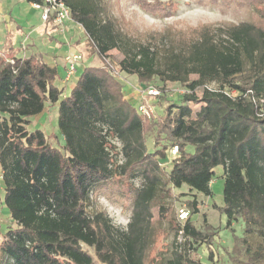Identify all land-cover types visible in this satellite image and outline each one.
<instances>
[{
  "label": "trees",
  "instance_id": "1",
  "mask_svg": "<svg viewBox=\"0 0 264 264\" xmlns=\"http://www.w3.org/2000/svg\"><path fill=\"white\" fill-rule=\"evenodd\" d=\"M134 1L162 14L170 10L155 4L159 0ZM206 1L255 11L246 20L215 28L201 25L188 40L153 48L122 33L99 0H64L72 20L89 37L91 53L103 58L119 49L120 69L136 75L139 83L147 86L157 78L188 90L179 103L165 105L155 122L124 97L122 83L105 66H84L69 94L62 96L63 89L55 85L56 67L40 54L12 55V63L0 57V195L14 222L7 231L0 230V261L146 264L153 209L158 206L159 219L167 217L169 184L211 196L214 170L221 166L223 205L218 208L227 227L234 221L243 225L242 235L232 233L228 260L264 264V0ZM211 83L217 86L205 87ZM253 96L263 102L255 103ZM46 102L58 103L60 148L42 130L27 128ZM189 102L204 107L194 114ZM150 131L155 144L162 145L149 153ZM173 145L178 154L164 172L159 159H166V149L169 155ZM137 177L139 185L133 181ZM99 195L131 211L126 229L114 225L104 209L91 208ZM190 206L197 212L195 199ZM174 229L203 240L190 216ZM169 264L205 263L180 249Z\"/></svg>",
  "mask_w": 264,
  "mask_h": 264
},
{
  "label": "rangeland",
  "instance_id": "2",
  "mask_svg": "<svg viewBox=\"0 0 264 264\" xmlns=\"http://www.w3.org/2000/svg\"><path fill=\"white\" fill-rule=\"evenodd\" d=\"M12 1L16 4V10L12 11L14 18L11 20L10 26L5 25L6 27L3 28L5 30L0 32V57L10 59L13 54L16 57H27L38 53V51L35 52L37 49L46 48L45 50H48L47 47L54 44L53 39L55 38L54 36H49L50 42H52L49 45L45 36L48 34V31H39L43 23L40 18V12L37 10L31 12L26 10V13L22 12L20 6L22 0ZM99 1L102 3L105 12L116 21L122 33H125L132 41L144 44L150 42L153 48L154 46L159 48L167 47L170 40H174L176 43H178L179 39L188 40L194 35L192 31H195L201 25H208L211 28H215L217 26H224L246 20L249 14L255 11L253 7H242L241 5L239 6L238 4L228 2L214 4L206 0L154 1L155 4L161 3L165 8L170 7V10L167 12L164 11L165 14H162L161 12H157V10L144 8L134 0ZM230 5H235V7ZM7 13L11 14L10 11ZM8 27L12 29L13 33L10 34ZM33 28L36 30L31 32ZM76 28L80 30L82 38H84L82 45L78 47L83 57L81 68L78 70L77 76L65 82L62 81L63 77H65L64 70L59 68L55 79V85L63 89L65 96L69 94L71 85L76 81V78L81 73L80 70L84 66H107L105 60L99 54L91 53L89 43H87L88 39L82 26L79 25ZM5 33L12 37L13 50L9 49L8 42L3 40ZM73 33H77V30L73 29L70 25L65 33H61L57 37L60 43L64 42L69 47H72L74 43L69 37ZM53 51L52 48L49 49V52ZM122 56L123 54L119 49H112L107 53L106 59L114 66L112 72L118 70V75L114 73L113 75L122 83L123 94L126 95L124 97L135 107H137L140 101H145L144 103L152 106L153 114L148 117L143 116L147 121L155 122L158 116L163 115V109L168 103H179L182 94L176 92L177 88L185 89V87L178 82H163L157 78L150 81L149 84L157 87L163 85V88L158 87L161 91L160 94L156 97L143 98L141 91L145 84L139 83L136 75L126 73L118 66ZM195 77V75H191V78ZM210 85V87L217 86L216 83H211ZM197 93L200 95L201 90L198 89ZM161 94L164 98L160 97ZM189 105L192 107L194 114L204 107V103L202 102H189ZM194 114L193 117H195ZM57 119L58 103L51 104L46 102L44 110L39 115L30 117L27 128L29 130H42L48 137L49 142L53 146L60 148L64 141L57 126ZM112 141L118 149L121 148V144L117 139H113ZM161 145V143L155 144L154 131L146 133L147 152H153ZM186 149L188 152L193 151L192 146H187ZM166 153V159H159V162L163 165L162 169L164 172H168L170 169V159L172 157L170 154L168 155V148L166 149ZM118 161H122L121 155L118 156ZM214 171L215 174L210 183L212 190L211 196H205L194 190H190L186 185L176 188L169 184L170 197L165 199L166 206L169 207L167 217L159 219L158 206H155L153 209L154 221L150 225L149 231L151 234L144 252L146 264H157L159 261L161 264H169V260L173 258L174 252L180 249L186 255L198 259L205 264H230L228 254L234 243L232 233L238 236L242 235L243 225L241 221H234L229 227L226 226V216L218 208L223 205V168L217 166ZM133 181L135 185H139L141 179L137 177ZM193 199L198 203L197 212H192V207L190 206ZM182 207L189 211L190 221H192L195 229L203 236V240L194 239L180 232L176 233L174 226L180 222L178 211ZM91 208L104 209L114 225L121 229H126V225L130 220L131 211L123 208L120 202H114L103 195H99L91 201ZM10 226H14V222L10 218L8 210L3 205L2 195H0L1 233L7 231ZM3 238L4 236L1 234L0 241ZM84 248L93 253L91 248L87 246H84ZM210 251L212 258L208 257ZM0 264L6 263L0 261Z\"/></svg>",
  "mask_w": 264,
  "mask_h": 264
},
{
  "label": "built area",
  "instance_id": "3",
  "mask_svg": "<svg viewBox=\"0 0 264 264\" xmlns=\"http://www.w3.org/2000/svg\"><path fill=\"white\" fill-rule=\"evenodd\" d=\"M31 4L34 8L40 11L41 19L44 22H50L53 25L57 26L60 32H66V30L68 29V26L66 23L68 21H72V18H71L70 8L66 5L64 0H33L31 1ZM86 37L87 39L89 38L87 35ZM91 43L93 47L96 49V45L92 41ZM103 59L105 60L106 65H107L105 67H107L111 71L112 74L114 73L118 75V72H117L118 70L112 72V69L114 70V66L112 65V63L107 61L106 57H103ZM82 60H83L82 54L78 52H70L64 56V63L66 65V74L64 77L65 81H68L72 77L77 76L78 70L81 67ZM9 61L12 63L13 59H9ZM210 86L211 85H205V87L208 89L215 88V87H210ZM223 91L225 94L230 95V96L235 94L234 90L232 91L223 90ZM160 92L161 91L157 86L153 84H149L147 86H144V88L141 91V94L143 98L156 97L160 94ZM176 92L178 94H183L185 92H188V90L186 88L185 89L177 88ZM252 99L255 103L263 102V99L256 98L254 96L252 97ZM144 102L145 101H140V103L137 105V110L142 116L148 117L151 114H153V109L151 105H148L147 103H144ZM169 153L172 157L176 156L178 154V146L177 145L171 146L169 149ZM178 216H179L180 222H183L189 216V211L182 207L178 211ZM180 233L182 232L180 231Z\"/></svg>",
  "mask_w": 264,
  "mask_h": 264
},
{
  "label": "crops",
  "instance_id": "4",
  "mask_svg": "<svg viewBox=\"0 0 264 264\" xmlns=\"http://www.w3.org/2000/svg\"><path fill=\"white\" fill-rule=\"evenodd\" d=\"M12 2H13L12 0H0V32L2 30H5V29H3L4 27H6L5 25L10 26L11 20L14 18L13 15H12V11L16 10V4L14 2L13 3ZM20 6H21V9H22V12H25V13H26V10H29V12L35 11V10L40 12L38 9L34 8L32 6V4H31V2L28 1V0H22V2H20ZM8 11H10L11 14L7 13ZM40 18H41V16H40ZM66 24H67V26L71 25V27L73 29L77 30V33H73V35H71L69 37L74 43V45L72 47H69L64 42L60 43L59 38L57 37L58 35H61V33L63 34L65 32H60L57 26L53 25L50 22H44L43 21L41 28H39V31H41V32L48 31V34H46L45 36L47 38L46 40L48 41L49 45L52 43V42H50V37L49 36H54V38H55V39H53L54 44H51L49 47H47L48 50H45L46 48H43V49L41 48V49H37L35 51V52L38 51L37 54H40L42 59L46 63H48L51 66H55L57 71H58L59 68H62V70H64L65 74H66V65L64 63V56L67 53H70V52L81 53L78 50V47H80L82 45V42L84 41V38H82V34L80 33V30L78 28H76V27L79 26L78 23H76L75 21L72 20V21H68ZM8 28H9L10 34L13 33L12 29L10 27H8ZM50 29H52V30L50 31ZM35 30L36 29L33 28L31 32H33ZM7 33H5L3 35L4 36L3 40L7 41L8 42L7 45L9 47V49L13 50L12 37L10 35H7ZM50 48H52L54 51L53 52H49ZM61 49H63V50H61ZM62 81L65 82L64 77H63ZM73 84H74V82H73ZM73 84L71 85V87L73 86ZM123 93H124V91H123ZM62 96H65V93H63ZM124 96L126 97V95H124Z\"/></svg>",
  "mask_w": 264,
  "mask_h": 264
}]
</instances>
